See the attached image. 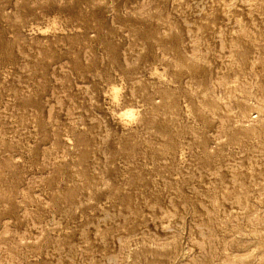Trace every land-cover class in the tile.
<instances>
[{
  "label": "rangeland",
  "instance_id": "obj_1",
  "mask_svg": "<svg viewBox=\"0 0 264 264\" xmlns=\"http://www.w3.org/2000/svg\"><path fill=\"white\" fill-rule=\"evenodd\" d=\"M0 259L264 264V0H0Z\"/></svg>",
  "mask_w": 264,
  "mask_h": 264
},
{
  "label": "bare ground",
  "instance_id": "obj_2",
  "mask_svg": "<svg viewBox=\"0 0 264 264\" xmlns=\"http://www.w3.org/2000/svg\"><path fill=\"white\" fill-rule=\"evenodd\" d=\"M51 23H52V22H51ZM53 26H54V25H53ZM157 71H158V70H157ZM156 73H157V72H156ZM113 88H115V87L113 86ZM113 90H114V92H115V94H116V92H117L116 90H117V89H113ZM118 90H119V89H118ZM114 92H113V93H114ZM118 92H119V91H118ZM111 95H112V94H111ZM117 95H118V94H117ZM114 96H115V95H114ZM117 99H118V98L116 97V100H117ZM112 114H113V113H112ZM120 114H121V113H120ZM120 114H119V115H120ZM117 116H118V115H117ZM137 116H138V115H137ZM137 116H136V117H137ZM136 117H135L134 113H133L132 111H130V110H126V111H124V112L121 114V118H122L121 120H123L124 122H128V121H129L130 124H132V123H131V120L135 119ZM124 122H123V123H124ZM132 122H133V121H132ZM134 123H135V122H134ZM127 124H128V123H127ZM124 125H126V124H124ZM123 127H124V126H123ZM1 255H2V254H1ZM0 260H1V259H0Z\"/></svg>",
  "mask_w": 264,
  "mask_h": 264
}]
</instances>
